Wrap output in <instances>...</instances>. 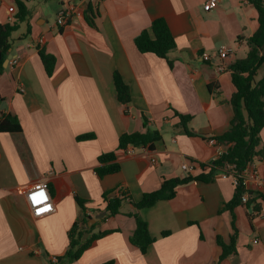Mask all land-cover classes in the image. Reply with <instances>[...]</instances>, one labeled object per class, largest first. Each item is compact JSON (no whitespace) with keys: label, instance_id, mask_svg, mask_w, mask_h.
<instances>
[{"label":"crops","instance_id":"0c3cea01","mask_svg":"<svg viewBox=\"0 0 264 264\" xmlns=\"http://www.w3.org/2000/svg\"><path fill=\"white\" fill-rule=\"evenodd\" d=\"M36 3L27 1L28 23L12 35L8 55L18 61L7 63L0 75L5 99L0 114L12 110L21 127L18 133H0V264L60 263L57 258L64 255L75 223L87 231L83 239L98 231L109 233L93 241L79 259L63 264H215L217 236L227 244L232 233L231 214L223 208L234 193L231 178L218 172L207 182L191 181L176 187L171 199L138 210L126 201L120 214L105 219L99 216L104 212L102 195L121 186L137 202L164 179L198 174L201 165L208 166L226 150L207 140L230 127L234 88L228 67L246 55L247 40L258 28L254 7L247 0H217L209 11L203 9L205 0ZM67 4L77 11L59 25L57 14ZM87 4L95 14L94 27L84 19ZM14 13L13 4L0 0V24ZM157 18L164 19L175 40L170 66L134 45V37ZM36 44L56 58L51 76ZM222 45L232 53L219 58L216 51ZM204 53L208 60L202 59ZM220 65L223 71L217 70ZM114 72L129 88L127 104L117 101ZM262 77L264 63L255 79ZM177 113L191 117L185 126ZM146 130L160 134L152 150L117 151L121 134ZM83 134L93 138L78 141ZM259 135L264 148V128ZM106 152L116 153L120 170L99 178L97 157ZM183 162L192 163L193 171L181 170ZM251 169L259 181L250 183L249 190L264 194V156L254 158ZM41 181L47 184L52 211L34 216L24 191ZM134 212L154 239L144 254L129 242L135 221L126 214ZM233 214L236 253L221 264H264V203L258 213L239 205Z\"/></svg>","mask_w":264,"mask_h":264},{"label":"trees","instance_id":"16d2710c","mask_svg":"<svg viewBox=\"0 0 264 264\" xmlns=\"http://www.w3.org/2000/svg\"><path fill=\"white\" fill-rule=\"evenodd\" d=\"M6 1L15 6V13L11 21L0 24V75L4 71L3 64L8 50L14 41L12 38L13 33L19 29L20 24L26 23L27 25L30 16V12L26 6L28 0ZM247 2L257 12L258 28L247 40L248 51L246 55L234 61L228 67L231 83L234 88L229 99L232 118L229 129L215 138L217 143L226 146V150L208 166L201 165V171L198 174H187L183 178L164 179L157 190L144 193L142 198L137 202H134L121 186L102 195L103 202L105 203L103 208L105 214L101 219H105L120 214L121 206L126 201L136 210L147 208L157 201L171 199L175 195L176 187L180 185L191 181L207 182L218 172H231L236 176L237 184L234 186L232 198L224 204L223 208L231 214L232 233L227 244L223 243L220 237L217 236L216 240L220 247V253L215 264H221L227 256L236 253L237 230L234 226L233 209L236 206L243 205L246 208H251L252 212L258 213L261 209V204L264 203V194L245 190L241 176L243 170L246 169L254 158L264 156V148L260 146L261 138L259 135L260 131L264 128V77L258 80L255 79L258 66L264 63V0H247ZM83 15L87 24L94 27L95 14L89 4L86 5ZM134 45L140 53H152L159 58L165 59L169 66L171 65V62L168 60V54L175 48V40L164 19L157 18L152 20L148 29L142 30L134 37ZM35 47L46 75L51 76L55 68L56 58L52 54L46 53L38 44ZM112 79L117 101L120 104H127L130 101L128 86L117 72L112 74ZM1 100L5 101L0 96ZM177 116L183 126L191 119L188 115L177 113ZM20 131L19 121L12 110L9 109L6 113L0 114V133H18ZM186 133L191 134L187 130ZM92 138V134H83L78 136L77 140L81 141ZM159 139L160 134L155 130L123 133L118 138L117 151L125 150L128 146L152 150L155 141ZM116 157L115 152L101 153L97 157L98 166L95 168V173L99 178L120 170ZM244 193H247V200L245 203H242L241 196ZM77 203L84 210V202L77 199ZM126 215L133 217L135 221V228L129 237V242L141 254H144L147 247L154 241L149 235L147 223L136 212L127 213ZM85 232L87 231L82 230L76 223L73 224L68 231V247L64 255L57 258L61 262L51 264H63L67 261L79 259L93 241L109 233V231H98L83 239ZM165 234L166 232L163 233V235ZM111 263L109 261L103 264Z\"/></svg>","mask_w":264,"mask_h":264},{"label":"built area","instance_id":"2783aa9c","mask_svg":"<svg viewBox=\"0 0 264 264\" xmlns=\"http://www.w3.org/2000/svg\"><path fill=\"white\" fill-rule=\"evenodd\" d=\"M216 4H217V0H205V3L203 5V9L205 11H209L211 9H214L216 7ZM76 11H77V9L74 5L67 4L63 9H61L58 12L57 17H56L57 18V24H59V25L67 24L68 20L73 17V15L76 13ZM11 19H12V17H9V21H11ZM41 42H42V40L40 39L38 41V44H40ZM231 53H232V48L230 46H226V45L220 46L216 51V55L219 58H224ZM202 59L208 60L209 55L207 53H204L202 55ZM17 61H18V57L10 58L8 60V64L14 65L17 63ZM217 70L223 71L224 66L223 65L218 66ZM207 143L209 145H213V146L218 145L215 138H209L207 140ZM133 150H134L133 147L128 146L125 150H122L121 153L123 155L124 154H131L133 152ZM179 167L181 170H183L185 172H191L194 169V165L192 163H187V162L181 163ZM248 167H249V165L246 167V169L243 170L242 175H241L243 178V184H244L245 190H249L248 185L250 183H257L259 181V176H258L257 171L255 169L248 170ZM229 169H230V167H229ZM220 176L222 178H231L233 181V184L234 185L237 184V178L231 172L223 171V172H221ZM40 192H44L46 198L43 201H41L40 203H35L32 198H33V196L37 195ZM24 198H25L26 204H27L30 212L34 216H41L43 214H47V213L52 211L51 197H50V194L48 192V187H47V184L45 181L38 182V183L32 185L31 187H29L28 189H26L24 191ZM246 200H247V193H244L241 196V202L245 203ZM41 209H46V211H41ZM52 262H55V259H53Z\"/></svg>","mask_w":264,"mask_h":264},{"label":"snow or ice","instance_id":"6c2138e0","mask_svg":"<svg viewBox=\"0 0 264 264\" xmlns=\"http://www.w3.org/2000/svg\"><path fill=\"white\" fill-rule=\"evenodd\" d=\"M45 198H46V197H45L44 192H40V193H38L37 195L33 196L32 199H33V201H34L35 203H40V202L43 201ZM41 211H46V209H41Z\"/></svg>","mask_w":264,"mask_h":264},{"label":"rangeland","instance_id":"374dc122","mask_svg":"<svg viewBox=\"0 0 264 264\" xmlns=\"http://www.w3.org/2000/svg\"><path fill=\"white\" fill-rule=\"evenodd\" d=\"M38 1H40L41 2V0H38ZM48 1V0H47ZM50 1V0H49ZM34 2H35V4H37L36 2H37V0L35 1L34 0ZM44 4V3H43ZM51 14H52V16H51V18H50V20L51 21H53L54 20V17H55V14H54V12H51ZM23 25H21V27H22ZM20 33V31H16V32H14L13 33V36H17L18 34Z\"/></svg>","mask_w":264,"mask_h":264},{"label":"water","instance_id":"95a60500","mask_svg":"<svg viewBox=\"0 0 264 264\" xmlns=\"http://www.w3.org/2000/svg\"><path fill=\"white\" fill-rule=\"evenodd\" d=\"M10 58H11V56H9V55L7 54V57H6V59H5V61H4V64H3L4 67L7 65L8 60H9ZM102 215H104V212H102L99 216H102ZM96 217H98V216H96Z\"/></svg>","mask_w":264,"mask_h":264}]
</instances>
